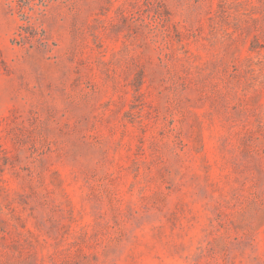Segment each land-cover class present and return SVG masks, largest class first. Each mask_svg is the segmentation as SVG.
<instances>
[{
    "label": "rangeland",
    "instance_id": "rangeland-1",
    "mask_svg": "<svg viewBox=\"0 0 264 264\" xmlns=\"http://www.w3.org/2000/svg\"><path fill=\"white\" fill-rule=\"evenodd\" d=\"M0 264H264V0H0Z\"/></svg>",
    "mask_w": 264,
    "mask_h": 264
}]
</instances>
